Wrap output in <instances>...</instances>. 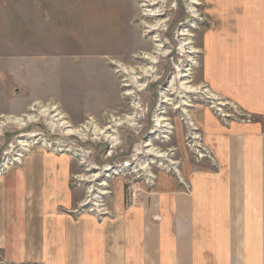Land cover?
Returning <instances> with one entry per match:
<instances>
[{
    "label": "rangeland",
    "instance_id": "obj_1",
    "mask_svg": "<svg viewBox=\"0 0 264 264\" xmlns=\"http://www.w3.org/2000/svg\"><path fill=\"white\" fill-rule=\"evenodd\" d=\"M206 3L0 0V183L11 171L25 174L34 155L68 156L71 187L83 200L73 215L101 219L114 213L123 191L127 202L131 189L142 193L159 175H181L187 164L203 162L192 144L214 156L192 119L197 108L225 125L255 122L203 80V36L212 25ZM155 9L162 13L156 19ZM53 105L61 117L40 114ZM15 117L26 123H13ZM20 260L14 251L0 254V264H32Z\"/></svg>",
    "mask_w": 264,
    "mask_h": 264
},
{
    "label": "crops",
    "instance_id": "obj_2",
    "mask_svg": "<svg viewBox=\"0 0 264 264\" xmlns=\"http://www.w3.org/2000/svg\"><path fill=\"white\" fill-rule=\"evenodd\" d=\"M206 2L203 80L255 122L225 125L197 108L216 163L159 175L131 206L123 191L101 219L73 215L83 200L68 156L34 155L25 174L0 183V254L32 264H264V0Z\"/></svg>",
    "mask_w": 264,
    "mask_h": 264
},
{
    "label": "bare ground",
    "instance_id": "obj_3",
    "mask_svg": "<svg viewBox=\"0 0 264 264\" xmlns=\"http://www.w3.org/2000/svg\"><path fill=\"white\" fill-rule=\"evenodd\" d=\"M193 3V2H192ZM194 3H196L195 1H194ZM160 4V3H159ZM148 5V4H147ZM146 7V6H145ZM148 7V6H147ZM158 7V6H157ZM157 7H155V8H157ZM150 12H152V13H150V15L152 16V17H155V19L156 18H158V17H161V15H162V13H161V11H160V9H155V10H151ZM195 17V16H194ZM156 26V28H157V26H158V24L157 25H155ZM156 28H153V30H156ZM159 28V27H158ZM182 35V34H181ZM183 35H186V34H183ZM190 53H194V52H190ZM190 57V56H189ZM151 61H152V63H157L156 62V58L155 57H150L149 58ZM193 61V60H192ZM191 61V62H192ZM190 62V61H189ZM193 63V62H192ZM194 64V63H193ZM190 65V64H189ZM191 70V69H190ZM190 70H187V71H184V73L182 74L183 76V78H185V77H188L189 75L187 74V72H189ZM149 72V71H148ZM185 84H187L186 82L185 83H183V85H185ZM187 88V87H186ZM188 90H190V92H195L196 91V88L194 89L193 87H188L187 88ZM161 96H162V98H165L164 99V101H162L163 103H165V102H167L168 101V99H167V97H166V94H165V92H162L161 93ZM185 104V103H184ZM186 105V104H185ZM48 112H52V113H56L55 114V116L54 117H59L60 116V114H58L59 112H58V110H57V108H56V106L55 105H53L52 107H51V111H49V109H47V108H45V107H41V111H40V114H47ZM161 114V113H160ZM61 117V116H60ZM158 119H157V123L163 128V127H166L167 129H171V126L170 125H168V124H166V119H164L163 117H161V116H158L157 117ZM28 120H32V118L30 117ZM59 120V119H58ZM9 121V120H8ZM60 122H59V126L60 127H63L64 129H66L68 126H66L67 125V122H64V121H62L61 120V118H60V120H59ZM7 123H11L10 121L9 122H7ZM13 123H18V124H25L26 122H24V120L23 119H21V118H14V122ZM6 124H4L3 123V125H0V128H2L3 126H5ZM168 126V127H167ZM99 130V129H98ZM0 132H1V130H0ZM67 132V134H74L73 132H72V130H68V131H66ZM102 134H105L106 135V137L109 139V140H112L113 138H112V136H110L108 133H107V131H100ZM168 133V132H167ZM196 134L195 133H191V136H193V137H197V136H195ZM116 141V140H115ZM19 144L20 145H22L24 148L25 147H30V144L28 143V142H26V141H20L19 142ZM21 146V147H22ZM26 149V148H25ZM149 151V150H148ZM159 158H163V157H165V155H159L158 156ZM18 161H20L19 159H17ZM95 177L97 178V175H95ZM98 179V178H97ZM104 183V182H103ZM104 185H106V183H104ZM94 206H97L98 207V205L99 204H97V203H94L93 204ZM99 207H101L100 205H99Z\"/></svg>",
    "mask_w": 264,
    "mask_h": 264
},
{
    "label": "built area",
    "instance_id": "obj_4",
    "mask_svg": "<svg viewBox=\"0 0 264 264\" xmlns=\"http://www.w3.org/2000/svg\"><path fill=\"white\" fill-rule=\"evenodd\" d=\"M244 120H246V119H244ZM190 149H191L190 151L194 155L193 157L196 160H198V162H200L202 160L203 161L204 160H207L211 164H215L216 163V162H214L215 161L214 156L211 154V152L208 150V148H204L203 149V147H198L197 145L192 144L190 146ZM140 196H141V193H138L137 192V189L136 190L131 189V193H129V197H128V200H127L128 206H131V205L135 204L138 201V199H139Z\"/></svg>",
    "mask_w": 264,
    "mask_h": 264
}]
</instances>
